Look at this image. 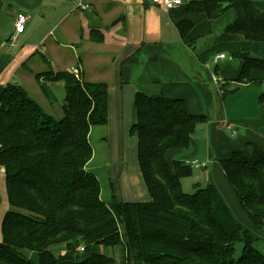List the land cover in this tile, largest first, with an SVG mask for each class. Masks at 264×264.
Listing matches in <instances>:
<instances>
[{
    "label": "trees",
    "instance_id": "obj_1",
    "mask_svg": "<svg viewBox=\"0 0 264 264\" xmlns=\"http://www.w3.org/2000/svg\"><path fill=\"white\" fill-rule=\"evenodd\" d=\"M184 4L189 13L211 20L233 10L237 19L227 32L264 42V22L252 0ZM238 56L244 61L238 82L251 81L254 70L264 71L263 59ZM54 79L64 82L66 93L59 120L17 84L0 94V168L8 199L0 264H117L91 251L95 246H125L126 264H264L255 236L234 218L220 193L211 185L185 193L182 180L192 175L191 166L167 159L169 151L190 146L205 116L191 115L183 100L137 93L131 134L138 137V162L151 201L107 204L100 182L86 170L93 157L91 128L108 121L107 86L80 83L69 72ZM260 99L264 103V94ZM221 166L252 228L262 232L264 153L248 143ZM60 245L65 253H54ZM238 245L242 251L236 258Z\"/></svg>",
    "mask_w": 264,
    "mask_h": 264
},
{
    "label": "crops",
    "instance_id": "obj_2",
    "mask_svg": "<svg viewBox=\"0 0 264 264\" xmlns=\"http://www.w3.org/2000/svg\"><path fill=\"white\" fill-rule=\"evenodd\" d=\"M252 2L264 22V0ZM4 8L12 18L8 29L0 18V94L17 84L40 106L44 101L33 93L38 83L54 105V78L77 69L83 82L106 84L108 121L91 128L93 157L86 167L100 182L104 202L151 201L138 162V137L131 134L137 122L135 96L142 93L183 100L191 115L207 118L190 146L169 151L167 159L191 166L182 187L187 179L194 191L211 185L233 216L243 212L221 161L248 143L264 153V71L254 70L251 81L238 82L244 65L238 55L264 60V42L227 32L237 19L235 11L211 20L189 13L185 4L167 10L152 0H0V15ZM19 13L29 20L11 47ZM0 173L5 177L1 168ZM244 224L253 233L250 221ZM52 250L65 253L64 246Z\"/></svg>",
    "mask_w": 264,
    "mask_h": 264
},
{
    "label": "rangeland",
    "instance_id": "obj_3",
    "mask_svg": "<svg viewBox=\"0 0 264 264\" xmlns=\"http://www.w3.org/2000/svg\"><path fill=\"white\" fill-rule=\"evenodd\" d=\"M6 8H7V6H6ZM6 8L3 9V11L0 15V18H2V23L5 26V28L8 29L11 26L10 18H12V17L10 15H7ZM26 15H28V14H26ZM60 52L64 55V57H67L66 51L60 49ZM37 60H38V62H41V61H39V59H37ZM38 71L39 70H35L34 73H37ZM82 82H83V80L80 81V83H82ZM52 89H53L52 91L55 95V98L57 100V103L54 105L50 104V102L47 100V98L44 95L43 90L40 89V86L38 85V83H37V89H36V91H33V93L34 94L37 93L39 95V97H41V99L44 101V103H41V104L39 103L43 112L45 114H47L48 116H51L56 120H59L62 117L61 106H63L62 104H64L63 102H64V99L66 96L64 82L59 80L58 83H56V85ZM229 96H231V95H229ZM183 182H184L183 183V191L187 194H193L195 191L191 190V188H189L190 179L184 180ZM7 210H8V199H7V189H6L5 177L0 173V242H2V238H3L2 237V222H3V218H4V215L6 214ZM234 216L238 219L240 224H242L244 227H248V225L244 224L246 222V220H248L247 219L248 217H246V214L244 213V211L243 212L241 211L240 215L236 213ZM253 233H255L261 237V238L258 236L255 237V239L257 241L254 244V246L256 245V248H258L261 252H263L262 242H264L263 241L264 240V234H263L264 230L262 232H257L256 230H253ZM60 246H62V245H60ZM91 251H95L99 254H104V255L113 257L116 260L117 264H126V254H125L126 253V247L125 246H117V247L95 246ZM241 251H242L241 245H238L236 247V258H238L241 255ZM25 255L30 257V258L32 257L34 259H36V257H37L35 253H31V252H27V251L25 252ZM84 256H86V255H84L83 253H79V257H84Z\"/></svg>",
    "mask_w": 264,
    "mask_h": 264
},
{
    "label": "built area",
    "instance_id": "obj_4",
    "mask_svg": "<svg viewBox=\"0 0 264 264\" xmlns=\"http://www.w3.org/2000/svg\"><path fill=\"white\" fill-rule=\"evenodd\" d=\"M154 4H157L167 10H172L176 7L184 5V0H152ZM87 7H83V9H86ZM29 18L24 13H19L16 16L15 23H14V35L10 39V46L14 47L15 42L17 41V38L21 36L25 30H26V24L28 22ZM221 58H224L225 56H220ZM74 77L80 82L82 81L80 70L77 69L74 71ZM80 251H84L83 248L80 249Z\"/></svg>",
    "mask_w": 264,
    "mask_h": 264
}]
</instances>
